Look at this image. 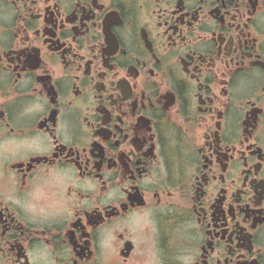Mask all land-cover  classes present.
<instances>
[{
  "label": "flooded vegetation",
  "instance_id": "obj_1",
  "mask_svg": "<svg viewBox=\"0 0 264 264\" xmlns=\"http://www.w3.org/2000/svg\"><path fill=\"white\" fill-rule=\"evenodd\" d=\"M0 264H264V0H0Z\"/></svg>",
  "mask_w": 264,
  "mask_h": 264
}]
</instances>
